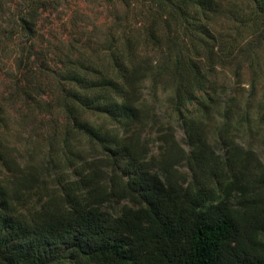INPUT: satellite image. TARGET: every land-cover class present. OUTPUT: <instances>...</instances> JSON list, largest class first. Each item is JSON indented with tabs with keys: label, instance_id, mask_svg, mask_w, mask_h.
<instances>
[{
	"label": "trees",
	"instance_id": "1",
	"mask_svg": "<svg viewBox=\"0 0 264 264\" xmlns=\"http://www.w3.org/2000/svg\"><path fill=\"white\" fill-rule=\"evenodd\" d=\"M9 1L0 0L6 99L21 108L57 102L103 154L87 165L66 162L73 178L39 194L43 172L10 156L0 139L8 171L0 176V264H264V161L236 141L230 104L215 139L198 117L218 105L200 91L229 49L208 23L221 3H198L206 19L195 21L199 33L181 35L165 21L158 34L156 23L149 36L109 35L94 46L89 36L48 39L40 23L46 3ZM256 7L264 16V3ZM147 81L172 90L188 150L169 126L152 152L141 108ZM193 101L196 116L185 115ZM89 112L112 128L88 121ZM123 201L119 214L106 210Z\"/></svg>",
	"mask_w": 264,
	"mask_h": 264
},
{
	"label": "rangeland",
	"instance_id": "2",
	"mask_svg": "<svg viewBox=\"0 0 264 264\" xmlns=\"http://www.w3.org/2000/svg\"><path fill=\"white\" fill-rule=\"evenodd\" d=\"M221 3L222 12L209 25L220 36L229 49L225 52V62L215 68L210 84L200 91L203 97H211L218 105L211 116L199 114L204 120L210 139L217 137L219 125L223 122L225 107L232 106V119L236 126L231 129L238 143L253 147L264 161V16L258 14L256 3L264 0H214ZM45 4L41 9L42 31L48 39L52 35L71 39L91 38L94 46L109 35H137L146 37L157 23L160 32L165 21L181 35L199 33L195 21L205 22V16L198 11V3L206 0H40ZM8 3H21L10 0ZM168 11H171L172 15ZM72 22L76 26H72ZM50 29V30H49ZM53 32H49V31ZM230 51V52H229ZM227 61V62H226ZM1 80V77H0ZM141 108L145 119L144 137H148L152 152L158 153L160 134L169 126L175 130L179 144L188 150L183 128V119L176 110L171 89L155 88L149 81L144 85ZM4 82L0 83V108L9 114L6 130L0 128L1 144L6 152L16 157L20 163L34 164L42 173V187L39 194L57 187V179L72 177L66 162L87 165L101 156L102 150L87 133L73 127L57 102L52 105L40 103L31 108L23 107L14 100H7ZM43 99L49 100L47 96ZM195 101L188 103L185 115H194ZM88 121L98 125L107 123L102 114L89 112ZM116 129V127H115ZM118 129V128H117ZM121 131V129H119ZM122 132V131H121ZM181 171L188 173L186 167ZM71 175V176H70ZM0 176H8V171L0 164ZM38 194H31L35 201ZM121 203H112L106 210L119 214ZM129 204V203H128ZM39 204H32L31 208Z\"/></svg>",
	"mask_w": 264,
	"mask_h": 264
}]
</instances>
